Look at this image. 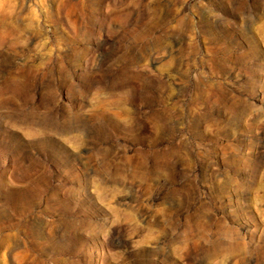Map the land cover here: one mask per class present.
<instances>
[{
    "label": "rangeland",
    "instance_id": "374dc122",
    "mask_svg": "<svg viewBox=\"0 0 264 264\" xmlns=\"http://www.w3.org/2000/svg\"><path fill=\"white\" fill-rule=\"evenodd\" d=\"M0 264H264V0H0Z\"/></svg>",
    "mask_w": 264,
    "mask_h": 264
}]
</instances>
